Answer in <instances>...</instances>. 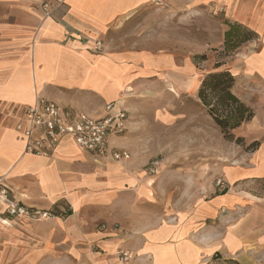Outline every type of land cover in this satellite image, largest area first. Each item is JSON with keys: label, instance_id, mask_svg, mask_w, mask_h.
Masks as SVG:
<instances>
[{"label": "crops", "instance_id": "1", "mask_svg": "<svg viewBox=\"0 0 264 264\" xmlns=\"http://www.w3.org/2000/svg\"><path fill=\"white\" fill-rule=\"evenodd\" d=\"M43 1L0 0V191L9 193L8 201L0 197V264H212L215 257L264 264V0H65L48 19ZM165 15L189 25L204 17L208 38H189L184 57L144 38L135 45L113 38L135 18ZM218 15L258 39L216 61L209 54L228 30ZM196 55L229 70L233 93L254 112L246 130L257 146L220 159V187L196 169L170 171L164 159L156 175L148 171L160 149L154 153L143 132L191 99L201 82ZM37 97L94 119L115 104L127 113L125 130L94 153L64 137L52 158L25 154L16 126ZM10 202L54 216L11 219Z\"/></svg>", "mask_w": 264, "mask_h": 264}, {"label": "rangeland", "instance_id": "2", "mask_svg": "<svg viewBox=\"0 0 264 264\" xmlns=\"http://www.w3.org/2000/svg\"><path fill=\"white\" fill-rule=\"evenodd\" d=\"M171 9V7L165 6V12ZM220 16H217V21L223 23ZM147 24L148 30L146 29ZM205 27L204 17L192 21V25H189L188 18L184 19V16L177 17L176 15L175 17L165 15L159 19L152 17L146 20L135 18L127 31L123 27L119 33L113 35V38L119 39L120 37V45L128 43L135 45L144 38L148 43L156 44L163 51L184 57L188 52L184 46L189 38L196 40L208 38V34L204 30ZM209 55L216 61L227 59L219 50L213 51ZM211 63L218 62H209V64ZM207 64V62H200L197 65L201 71V81L206 74L214 70L212 65L207 66ZM198 85L196 88L192 86L193 89L189 94L191 99L182 97L179 100V105L174 106V110L169 112L171 110L169 109L168 112L167 110L162 112L163 116L159 117L162 122L160 120L159 122L152 121V114L149 113L150 111L147 112L144 121L150 123L152 121V125L150 130L144 131L143 134L148 137L154 153L155 149H160L159 155L152 156L149 164L154 160L162 161L164 159L172 162L166 167L170 171L187 173L189 170L196 169L206 175L211 174L213 183L216 184L218 180H222L221 178L216 179L215 173L220 165L219 161L226 156V161L235 159L239 152L251 153L256 148L257 143L254 142L253 135H250V132L246 130L248 123L233 132V140L226 139L200 103L197 104L193 100V91L197 89ZM173 160L177 161L173 162ZM212 264L239 263L215 257Z\"/></svg>", "mask_w": 264, "mask_h": 264}, {"label": "built area", "instance_id": "3", "mask_svg": "<svg viewBox=\"0 0 264 264\" xmlns=\"http://www.w3.org/2000/svg\"><path fill=\"white\" fill-rule=\"evenodd\" d=\"M64 2L65 0L58 2L44 0L41 3L44 18L53 17ZM102 49V42L96 41L95 50L100 52ZM105 109L107 115L102 119L89 118L84 115L73 117L70 112L61 111L56 103L37 97L33 105L24 111V118L16 126L24 141V153L52 158L56 155L58 141L64 137H69L83 151L94 153L103 150L110 133L122 134L124 132L127 117L126 111L117 109L115 104H108ZM122 157L128 158V154H113L116 160ZM158 167L159 161L150 162L149 173L156 175ZM222 183V180H218L216 185L220 187ZM0 197L6 201L9 200L7 189L0 191ZM7 213L10 218L35 221L53 217L47 211L30 209L14 202L9 203ZM118 256L122 262L130 260L129 252H119Z\"/></svg>", "mask_w": 264, "mask_h": 264}, {"label": "trees", "instance_id": "4", "mask_svg": "<svg viewBox=\"0 0 264 264\" xmlns=\"http://www.w3.org/2000/svg\"><path fill=\"white\" fill-rule=\"evenodd\" d=\"M220 18L228 26L224 35V44L219 50L224 57L233 56L244 44L258 39L257 34L249 28L232 23L223 16ZM193 60L199 65L200 62L207 61L208 57L196 55ZM221 66L222 64L218 62L214 70L204 76L197 96L200 105L222 135L228 140H233V132L252 121L254 112L233 93L235 77L229 70L220 69Z\"/></svg>", "mask_w": 264, "mask_h": 264}]
</instances>
